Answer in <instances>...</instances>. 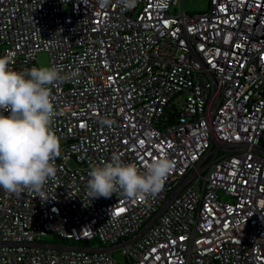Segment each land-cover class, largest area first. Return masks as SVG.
I'll return each mask as SVG.
<instances>
[{
	"label": "built area",
	"instance_id": "obj_1",
	"mask_svg": "<svg viewBox=\"0 0 264 264\" xmlns=\"http://www.w3.org/2000/svg\"><path fill=\"white\" fill-rule=\"evenodd\" d=\"M207 1L0 0L12 70L76 74L51 86L49 200L0 188V264H264V0ZM114 153L174 168L154 198H90Z\"/></svg>",
	"mask_w": 264,
	"mask_h": 264
},
{
	"label": "clouds",
	"instance_id": "obj_2",
	"mask_svg": "<svg viewBox=\"0 0 264 264\" xmlns=\"http://www.w3.org/2000/svg\"><path fill=\"white\" fill-rule=\"evenodd\" d=\"M112 0H97L103 9ZM123 8H132L136 0H119ZM11 57H0V188L9 194L25 190L47 201L45 186L57 176L60 156L59 138L51 125L58 115L51 86L75 76L62 75V66L32 67L15 71ZM7 113V114H5ZM101 123L111 125L110 120ZM174 168L166 156L153 160L141 172L134 163H126L114 153L111 162H103L88 172L87 195L110 198L122 192L129 199L147 200L159 194Z\"/></svg>",
	"mask_w": 264,
	"mask_h": 264
},
{
	"label": "rangeland",
	"instance_id": "obj_3",
	"mask_svg": "<svg viewBox=\"0 0 264 264\" xmlns=\"http://www.w3.org/2000/svg\"><path fill=\"white\" fill-rule=\"evenodd\" d=\"M184 1V10L187 13L195 14V13H203L206 12L208 9V1L207 0H183ZM67 9V6L65 7V10ZM178 11H181V4L178 6ZM37 66L38 68L42 67H50V57L47 53H40L37 55L36 58ZM62 157L61 149H60V156ZM66 164L72 168L76 169L77 164L72 159H68L66 161ZM56 238L53 235H50L47 237V241H54ZM71 245H73L71 243ZM118 259H120L118 257Z\"/></svg>",
	"mask_w": 264,
	"mask_h": 264
}]
</instances>
